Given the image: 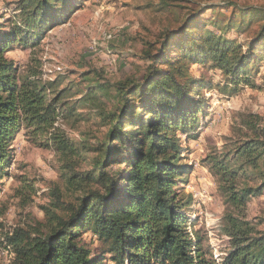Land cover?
<instances>
[{
    "label": "trees",
    "instance_id": "16d2710c",
    "mask_svg": "<svg viewBox=\"0 0 264 264\" xmlns=\"http://www.w3.org/2000/svg\"><path fill=\"white\" fill-rule=\"evenodd\" d=\"M178 1L183 4L150 5L179 25L149 44L140 79H97L72 103L69 88H56L60 74L43 80L39 47L81 0H19L17 14L0 23V181L21 128L58 161L44 221L29 233L5 236L13 264H264V229L258 228L264 220L245 218L249 200L264 194V118L241 116L239 137L226 138L203 160L228 209L222 218L227 247L219 259L204 236L188 232L192 198L177 192L178 177L189 170L179 138H196L209 115V101L200 96L209 82L190 66L219 71L224 92L242 83L255 88L250 75L264 60V5ZM226 10L227 17L220 12ZM209 12L218 17L206 18ZM235 31L247 32L243 43L231 38ZM15 47L30 49L26 63L7 55ZM18 180L29 187L22 199L36 194L25 177Z\"/></svg>",
    "mask_w": 264,
    "mask_h": 264
},
{
    "label": "rangeland",
    "instance_id": "374dc122",
    "mask_svg": "<svg viewBox=\"0 0 264 264\" xmlns=\"http://www.w3.org/2000/svg\"><path fill=\"white\" fill-rule=\"evenodd\" d=\"M172 1L183 4L178 0H169V3ZM198 1L218 3L220 0ZM242 1L264 5V0ZM18 2L0 0V23L17 14ZM157 3L158 0H81L64 24L52 27L42 40L39 56L43 80H51L60 74L61 83L56 88H69L66 99L72 103L97 79L108 83H115L128 75L140 79L146 66L144 53L150 49L149 44L161 41L159 37L165 28L176 29L179 25L173 15L156 12L150 7ZM220 12L226 17L229 15L228 10ZM217 17V12L206 15V18ZM246 36L245 31H235L231 38L243 43ZM158 47L155 44L152 53ZM29 52V48L15 47L7 55L23 64L27 62ZM190 69L209 82V89L200 93L209 101V115L203 120L204 125L196 138H179L183 148L182 163L189 170L178 177L177 192L184 200L187 195L192 198L188 216L194 225L190 227L188 224V232L204 236V245L209 246L213 258L219 259L227 247L222 218L228 209L203 160L215 149L220 150L226 138L235 140L239 137V130L243 129L241 116L254 114L264 118V82L261 80L264 60L257 65L258 71L253 70L250 75V81L256 87L242 83L233 93L223 91L225 81L219 71L210 70L207 65H192ZM11 143V164L7 176L0 181V264H13L12 249L5 236L17 229L28 233L37 229L44 221L42 206L48 202L49 189L58 183L56 155L43 146L40 139L21 128ZM20 176L36 190L30 199H22V195H29V187L18 180ZM245 214L246 220L254 224L264 220V194L249 200ZM258 228L264 229V224ZM90 237L85 234L83 239L89 240ZM102 264L112 263L104 261Z\"/></svg>",
    "mask_w": 264,
    "mask_h": 264
}]
</instances>
